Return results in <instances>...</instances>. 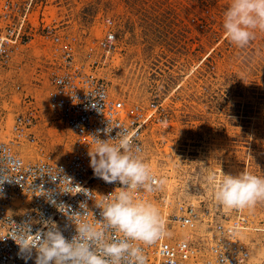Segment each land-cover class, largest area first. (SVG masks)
Returning a JSON list of instances; mask_svg holds the SVG:
<instances>
[{"label":"rangeland","instance_id":"obj_1","mask_svg":"<svg viewBox=\"0 0 264 264\" xmlns=\"http://www.w3.org/2000/svg\"><path fill=\"white\" fill-rule=\"evenodd\" d=\"M50 2V15L78 37L77 60L107 81L112 96L144 108L159 105L144 133V151L172 200L220 210L206 180L209 170L264 177V31L257 29L244 48L226 39L223 19L232 0ZM105 18L115 23L116 47L91 51ZM48 51L31 43L0 69V140H11L16 114L33 108L37 115L36 143L13 146L25 161L61 157L74 142L47 108ZM245 209L251 222L264 223V201ZM257 238L246 234L250 264H264Z\"/></svg>","mask_w":264,"mask_h":264},{"label":"built area","instance_id":"obj_2","mask_svg":"<svg viewBox=\"0 0 264 264\" xmlns=\"http://www.w3.org/2000/svg\"><path fill=\"white\" fill-rule=\"evenodd\" d=\"M50 6V0H0V69L9 67L31 43L47 48V108L74 135L71 152L58 158L43 154L35 161H25L13 146L37 141L32 131L37 115L33 108H27L14 116L11 140H0V172H4L6 179H14L4 183V196L0 198V264H36L40 256L38 247L26 261L24 256L29 254L21 253L13 239L3 238L15 232L24 236L29 228L33 234L38 229L47 231L44 221L49 219L73 246L83 242L78 230L80 223L87 221L100 227V206L120 185L106 183L93 174L89 166V151L95 147L93 135L101 130L100 139H114L119 131L127 130L134 135L137 154L146 162L144 133L159 113L158 104L144 108L112 96L107 81L77 60L78 37L69 33L66 22L50 15ZM114 24L111 18L103 19L101 35L94 39L91 51L108 53L115 49ZM94 102L99 109L91 106ZM106 127L113 131L105 135L102 130ZM118 139L109 142L118 143ZM151 173L158 182L153 191L141 189L135 198L161 208L165 227L152 243L140 245L145 264H250V245L246 242L250 232L259 237L264 248V223L251 222L245 214L246 207L221 206L213 211L211 205L200 208L172 200L159 176ZM66 176L71 178L72 185L64 179ZM75 185L89 190L90 196L63 191ZM50 195L57 205H65V211L50 202ZM82 202L87 203L84 209L80 208ZM16 238L19 242L20 237Z\"/></svg>","mask_w":264,"mask_h":264},{"label":"clouds","instance_id":"obj_3","mask_svg":"<svg viewBox=\"0 0 264 264\" xmlns=\"http://www.w3.org/2000/svg\"><path fill=\"white\" fill-rule=\"evenodd\" d=\"M225 38L238 48L248 46L255 39V31H264V0H232L223 19ZM93 108L99 109L94 102ZM105 135L113 128L102 130ZM101 130L93 135L95 147L89 151L93 174L109 184L119 183L120 187L106 197H110L100 206L102 207L103 224L97 227L90 222L79 224L82 243L75 246L68 244L55 230L51 219L44 221L47 231L38 229L34 234L29 228L26 235L18 233L5 236L11 238L20 247L21 253L27 261L30 253L39 248L40 256L36 264H145V256L141 244H150L164 231V223L159 209L148 201L138 200L135 193L141 189L151 192L158 182L154 179L150 166L137 154L138 146H134V135L127 130L119 131L116 137L106 140L100 139ZM118 143L109 141L117 140ZM62 171V170H61ZM72 185L70 177H65ZM14 179L5 178L0 172V198L4 196L3 185ZM207 182L213 187L214 199L227 208H245L264 201V177L243 171L237 175H218L209 170ZM65 193H83L90 196L89 190L79 185L72 186ZM49 200L61 211L65 205H57L56 199L49 196ZM71 207V206H69ZM87 207L86 202L80 208ZM109 230L111 235H109ZM120 234V235H117ZM20 237L18 242L16 237Z\"/></svg>","mask_w":264,"mask_h":264},{"label":"bare ground","instance_id":"obj_4","mask_svg":"<svg viewBox=\"0 0 264 264\" xmlns=\"http://www.w3.org/2000/svg\"><path fill=\"white\" fill-rule=\"evenodd\" d=\"M251 233V232H250ZM250 251H251V249H250Z\"/></svg>","mask_w":264,"mask_h":264}]
</instances>
